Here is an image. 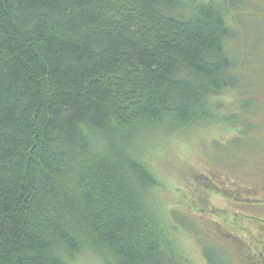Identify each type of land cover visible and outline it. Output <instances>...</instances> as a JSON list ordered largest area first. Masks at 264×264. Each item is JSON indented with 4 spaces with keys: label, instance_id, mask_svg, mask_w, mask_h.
Segmentation results:
<instances>
[{
    "label": "trees",
    "instance_id": "1",
    "mask_svg": "<svg viewBox=\"0 0 264 264\" xmlns=\"http://www.w3.org/2000/svg\"><path fill=\"white\" fill-rule=\"evenodd\" d=\"M228 1L0 0V264H192L135 148L252 129Z\"/></svg>",
    "mask_w": 264,
    "mask_h": 264
},
{
    "label": "rangeland",
    "instance_id": "2",
    "mask_svg": "<svg viewBox=\"0 0 264 264\" xmlns=\"http://www.w3.org/2000/svg\"><path fill=\"white\" fill-rule=\"evenodd\" d=\"M232 4L237 7L230 11L235 41L231 50L244 85L223 98L254 102L255 111L248 116L252 129L245 133L244 127L227 121L171 133L158 130L141 135L135 148L156 178L150 194L167 233L192 264H209L203 249L214 263H248L239 246L223 237L234 223L219 215L225 211L232 216L240 188L264 184V0H229ZM69 264L103 262L85 249Z\"/></svg>",
    "mask_w": 264,
    "mask_h": 264
},
{
    "label": "flooded vegetation",
    "instance_id": "3",
    "mask_svg": "<svg viewBox=\"0 0 264 264\" xmlns=\"http://www.w3.org/2000/svg\"><path fill=\"white\" fill-rule=\"evenodd\" d=\"M234 201L236 210L231 217H227L225 211L219 215L224 221L234 223L232 230L223 231V237L239 246L247 264H264V184L240 188ZM203 250L209 264H225L223 259L214 263Z\"/></svg>",
    "mask_w": 264,
    "mask_h": 264
}]
</instances>
